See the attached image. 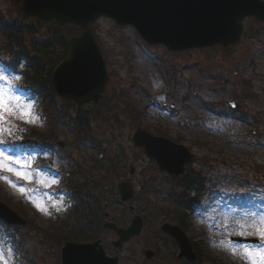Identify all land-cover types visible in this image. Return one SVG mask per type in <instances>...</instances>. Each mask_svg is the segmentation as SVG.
<instances>
[{"label":"rangeland","instance_id":"obj_1","mask_svg":"<svg viewBox=\"0 0 264 264\" xmlns=\"http://www.w3.org/2000/svg\"><path fill=\"white\" fill-rule=\"evenodd\" d=\"M0 15L23 21L14 0H0ZM243 22V37L232 47L174 53L148 45L132 27L97 19L91 28L108 81L100 101L81 108L88 110L90 137L65 125L62 113L49 127L40 101L16 88V95L36 102L45 123H26L18 105L6 103L0 111V200L28 222L25 227L0 224V264L9 259L12 264H60L64 241L89 243L95 236L120 264H188L176 258L175 241L160 230L180 215L183 232L202 256L200 264H264V24L250 18ZM32 23L35 42L29 38L24 50L33 54L35 43L46 46L40 58L47 69L63 52L47 26ZM3 37L0 32V56L9 64ZM159 82L160 87L153 86ZM58 105L74 110L63 99ZM138 128L189 148L195 160L186 174L169 178L146 160L131 139ZM34 132L40 138L31 141ZM24 139L43 149L18 151ZM128 178L136 194L134 213L116 191L117 183ZM185 178L192 184L199 178L202 187L186 192ZM72 183H85L101 198L91 213L82 208L75 215L67 190ZM181 201L192 207L182 208ZM69 203L66 211H57ZM105 212L122 227L133 214L143 218L139 237L129 239L121 252L111 245L114 233L98 224L110 220ZM229 236L257 243L227 241ZM144 249L154 250L155 257L146 260Z\"/></svg>","mask_w":264,"mask_h":264},{"label":"water","instance_id":"obj_2","mask_svg":"<svg viewBox=\"0 0 264 264\" xmlns=\"http://www.w3.org/2000/svg\"><path fill=\"white\" fill-rule=\"evenodd\" d=\"M20 9L27 16L60 25L76 24L81 34L68 38L69 55L52 72L56 93L76 104L98 102L107 81L105 61L89 25L99 17L110 18L118 26L133 27L148 44L161 45L172 52L212 45H235L242 36L243 20L252 17L264 23V0H21ZM134 145L144 149L148 158L168 174L180 176L193 157L186 147L163 137H153L137 129ZM121 201L133 198L129 182L118 185ZM0 219L11 225L26 222L0 201ZM118 236L114 247L121 250L132 236L140 233L141 218L132 220L128 229L105 223ZM162 230L175 238L180 253L194 261L189 239L177 226L163 225ZM61 264H119L117 258L106 256L101 242H66L61 249ZM153 252L147 251L151 258Z\"/></svg>","mask_w":264,"mask_h":264},{"label":"trees","instance_id":"obj_3","mask_svg":"<svg viewBox=\"0 0 264 264\" xmlns=\"http://www.w3.org/2000/svg\"><path fill=\"white\" fill-rule=\"evenodd\" d=\"M14 2L19 11V14H21V18L23 21L17 22L16 20H10L9 18L5 19L4 16L0 15V32L4 36L2 41L4 43V46L2 47V49H5L6 53L9 54V61L13 64H17L19 57H22L25 62V72L23 73V76H25V78L22 82L23 87H25L27 91H30V93H33V95L37 96L36 98L38 99L36 100L40 101V107L43 110L44 118H46L48 124H50L49 127H52L54 126V124H56L55 121L59 120V117L62 113L63 119H65V124L73 125L74 129L77 130V135L80 133L82 134V136L90 137V135L88 134L90 132L88 129V110L81 109L82 107L80 106H75V104L69 100H65V102H69L71 108H74L73 112L70 113L67 106L63 107L64 109H61V107L58 105V100H60L61 98L54 93L53 86H51V71L53 70L57 62L64 59V57H66V55L68 54L66 41L67 38L73 36L74 34H77L80 29H78V27L75 25L59 26L55 21L44 22L39 19L30 17L28 18L19 9L20 0H14ZM28 20H30L31 23L26 22ZM34 21L37 27L41 28L47 26L49 30H51V35L54 37V40L60 46L61 51L63 52L55 58V62H53V64H51L50 66L51 68L48 67L47 69H45V66L41 64L40 56L46 55L42 53V50H47L46 46H40L35 43L33 54L28 53L26 50H24L26 45H30V41L35 42L34 36L32 34V28L34 25L32 22ZM29 38L30 41L27 42ZM30 55L37 56V58H34ZM27 137L30 136L28 135ZM32 138L33 139L31 141H33L34 138H36L35 140H38L40 137L39 134L34 132ZM39 142L41 141L39 140ZM72 186L77 189V194L79 195L78 197L81 200L82 198H84L85 203L90 204L93 201L92 198L94 199V196L92 195L91 191L88 190V186H86L85 183H83L80 187L73 184ZM189 186L190 182L185 183L184 188L186 191L194 188V186ZM19 213L21 214V212ZM22 216L26 217L24 215ZM95 238L96 236L92 240H94ZM71 241L79 242L74 238H72Z\"/></svg>","mask_w":264,"mask_h":264},{"label":"clouds","instance_id":"obj_4","mask_svg":"<svg viewBox=\"0 0 264 264\" xmlns=\"http://www.w3.org/2000/svg\"><path fill=\"white\" fill-rule=\"evenodd\" d=\"M25 62H21L18 66L21 70L24 67ZM4 65L0 64V81L4 83L0 84V111L5 110V104L10 105H18L21 109L18 113L20 118H26L25 122L29 124H33L38 127H43L45 121L41 118V115L38 112V106L35 101H27L26 98L21 97L15 94V89L20 85V82L24 79L22 71L21 72H13V73H5L3 71ZM162 82L155 83L154 87H160ZM159 99H163V97H159ZM10 110V109H8ZM2 118V116H0ZM58 166V163L57 165ZM56 181H54L55 183ZM71 204H67L64 207L58 208L57 211H66L67 208H70ZM3 241H0L2 244ZM9 257H11L10 249H8ZM9 264H12L11 259H9Z\"/></svg>","mask_w":264,"mask_h":264}]
</instances>
